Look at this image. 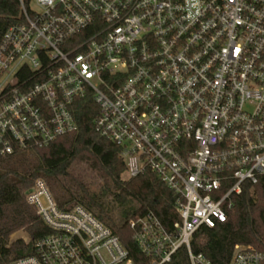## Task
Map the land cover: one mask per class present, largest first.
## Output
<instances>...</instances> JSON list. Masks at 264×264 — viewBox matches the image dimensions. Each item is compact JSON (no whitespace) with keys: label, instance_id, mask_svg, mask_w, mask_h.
I'll list each match as a JSON object with an SVG mask.
<instances>
[{"label":"built area","instance_id":"built-area-1","mask_svg":"<svg viewBox=\"0 0 264 264\" xmlns=\"http://www.w3.org/2000/svg\"><path fill=\"white\" fill-rule=\"evenodd\" d=\"M19 0L0 39V157L79 130L77 103L119 146L124 179L149 170L173 193L170 227L148 211L128 227L146 264H167L193 234L227 218L244 183L264 176V0ZM48 233L7 264H136L80 204L46 181L25 191ZM228 264H264L234 246Z\"/></svg>","mask_w":264,"mask_h":264},{"label":"trees","instance_id":"trees-1","mask_svg":"<svg viewBox=\"0 0 264 264\" xmlns=\"http://www.w3.org/2000/svg\"><path fill=\"white\" fill-rule=\"evenodd\" d=\"M21 19L19 0H0V39L9 25ZM96 113L92 100H81L75 110L77 132L43 148L0 157V264L32 253L33 242L48 233L25 199V191L37 178L46 181L60 207L80 204L107 225L136 264L146 262L131 239L129 219L153 211L167 227L177 220L173 193L154 173L145 170L122 178L125 165L119 146L95 130ZM92 178L99 180L94 186ZM20 230L28 235L27 242L11 240ZM237 244L264 251V176L255 184L244 183L241 193L233 196L225 221L201 226L191 239L192 251L204 254L213 264H228ZM167 264H190L186 248H180Z\"/></svg>","mask_w":264,"mask_h":264},{"label":"rangeland","instance_id":"rangeland-1","mask_svg":"<svg viewBox=\"0 0 264 264\" xmlns=\"http://www.w3.org/2000/svg\"><path fill=\"white\" fill-rule=\"evenodd\" d=\"M30 7L32 8V9H37V6H36V4H35V2H34V0H31L30 1ZM126 176V174H122V178H124ZM99 180L98 179H96V178H92V179H90V182H91V184H92V186H94V184L96 183V182H98ZM51 192V191H50ZM52 194V193H51ZM53 196V195H52ZM54 198V197H53ZM18 238H21L22 240H24L25 242H27L28 241V239H29V237H28V235L26 234V232H24V231H17V232H15L12 236H11V240H15V239H18Z\"/></svg>","mask_w":264,"mask_h":264}]
</instances>
